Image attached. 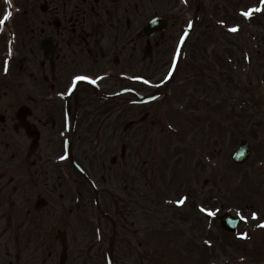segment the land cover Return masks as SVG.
<instances>
[{
    "label": "flooded vegetation",
    "instance_id": "1",
    "mask_svg": "<svg viewBox=\"0 0 264 264\" xmlns=\"http://www.w3.org/2000/svg\"><path fill=\"white\" fill-rule=\"evenodd\" d=\"M133 5L136 0H16L9 28L0 33V213L20 224L4 227L1 264H59L58 230L67 237L66 264L74 248L83 250L78 264L102 249L119 263V213L130 215L128 222L138 217L133 204L121 210L122 201L129 195L136 204L144 196L152 212L147 132L138 146L137 128L122 131V100L114 95L120 73L137 63ZM3 11L0 2V17ZM84 74L100 89L77 79ZM40 197L46 202L37 207Z\"/></svg>",
    "mask_w": 264,
    "mask_h": 264
},
{
    "label": "rangeland",
    "instance_id": "2",
    "mask_svg": "<svg viewBox=\"0 0 264 264\" xmlns=\"http://www.w3.org/2000/svg\"><path fill=\"white\" fill-rule=\"evenodd\" d=\"M136 3L138 24L160 13L171 20L157 67L154 69L149 61L143 66L149 65L158 73L175 62L178 69L164 85L166 96L143 106L151 109V117L140 126L138 140L142 141L148 131L147 151L151 150L154 165L158 164L156 169L161 168V189L158 186L154 194L157 183L149 170L146 203L151 205L150 195L154 198L149 215L141 201L146 200L144 196L137 195L136 204L126 196V203L129 207L133 204L138 217L133 216L135 229L128 235L125 226L131 225L121 219L124 229L117 251L119 264H180L183 260L188 264L264 262V0H201L202 21L189 44L196 60L190 64L170 62V58L173 49L176 51L180 22L193 18L197 1L189 7L180 0ZM205 84L213 86L211 92L216 100L212 103L196 99ZM242 138L251 143L253 153L244 165L238 166L231 157ZM173 157L179 158L177 164H171ZM127 193L123 191L122 195ZM185 195H189L188 202L183 206L176 204ZM197 204L212 209L217 216L225 212L240 214L243 224L236 235H231L221 228L218 217L206 216ZM124 216L130 217L126 213ZM46 224L53 226L50 221ZM5 225L0 220V232ZM123 235L129 241L124 242ZM131 236L138 239L136 249L129 247ZM82 251L74 248L68 264L83 260ZM95 252L97 256L84 263L97 264L105 259V249ZM245 254L249 258L244 261Z\"/></svg>",
    "mask_w": 264,
    "mask_h": 264
},
{
    "label": "water",
    "instance_id": "3",
    "mask_svg": "<svg viewBox=\"0 0 264 264\" xmlns=\"http://www.w3.org/2000/svg\"><path fill=\"white\" fill-rule=\"evenodd\" d=\"M250 154V148L247 143L244 141L240 148L235 152L234 159L238 162H243ZM230 224V225H229ZM223 225L228 229H234L231 225V220L229 218H224Z\"/></svg>",
    "mask_w": 264,
    "mask_h": 264
},
{
    "label": "snow or ice",
    "instance_id": "4",
    "mask_svg": "<svg viewBox=\"0 0 264 264\" xmlns=\"http://www.w3.org/2000/svg\"><path fill=\"white\" fill-rule=\"evenodd\" d=\"M246 16H250L251 13H245ZM11 16V13L9 12L8 15L4 18V20L6 21L8 18H10ZM0 23H4V21H0ZM237 29H233V31H236ZM77 79H87V77H77ZM180 204H183L184 203V200H180L179 201Z\"/></svg>",
    "mask_w": 264,
    "mask_h": 264
}]
</instances>
